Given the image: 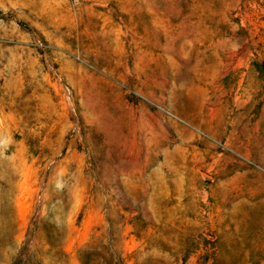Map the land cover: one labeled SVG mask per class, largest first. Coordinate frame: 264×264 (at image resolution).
I'll use <instances>...</instances> for the list:
<instances>
[{
  "label": "rangeland",
  "instance_id": "rangeland-1",
  "mask_svg": "<svg viewBox=\"0 0 264 264\" xmlns=\"http://www.w3.org/2000/svg\"><path fill=\"white\" fill-rule=\"evenodd\" d=\"M6 4L8 11L0 7V97L9 107L0 106V121L16 120L28 111L34 117L30 127L37 119L46 126L55 122L58 98L54 90L45 91L41 68L48 71L63 64L87 70L88 63L104 57L127 62L131 56L129 67L147 63L144 83L134 91L145 97L149 91L156 93V98L148 97L152 122H164L169 114L183 119L195 108L202 110L209 122L208 143L193 144L186 153L149 156L139 139L124 145L109 135L94 148L101 157L97 165L109 175L149 167L153 181L149 191L156 193L153 224L185 244V264L194 249L201 256L197 264H264V249L254 247L264 240V0H6ZM60 53L63 59L58 58ZM49 54L53 65L46 62ZM172 82L184 87L171 102L158 99L161 91L168 96ZM229 136L243 143H229ZM44 137L48 141L37 148ZM12 140L15 143L5 151L0 136V195L8 192L14 198L21 218L37 199L35 165L29 157H40L35 162L39 165L58 149L69 170L75 165L85 172L89 166L87 154L80 149L71 154L67 136L61 140L56 128L41 129L35 142L21 144L19 131ZM211 148H217V154L231 148L226 171L233 174L223 187L216 186L219 182L214 185L205 168L200 169L203 182L188 171L193 156L210 154ZM204 162L211 164L209 155ZM216 166L221 167V161ZM7 172L12 175L6 177ZM103 196L101 188V201ZM121 210L128 211L114 208ZM189 220L200 222L182 224ZM205 228L207 235L201 230ZM167 250L165 246L163 252ZM80 256L85 264H123L118 252L99 244H89ZM17 264L40 262L25 247Z\"/></svg>",
  "mask_w": 264,
  "mask_h": 264
},
{
  "label": "clouds",
  "instance_id": "clouds-1",
  "mask_svg": "<svg viewBox=\"0 0 264 264\" xmlns=\"http://www.w3.org/2000/svg\"><path fill=\"white\" fill-rule=\"evenodd\" d=\"M0 7L8 11L6 0H0ZM44 51L48 52V49ZM173 55L186 61L179 52ZM58 58L63 59L62 53L58 54ZM46 62L53 65L51 54ZM129 63L131 56L127 62H113L111 58L104 57L88 63L87 70L63 64L59 69L51 66L44 71L41 68V79L47 85L45 91L54 90L58 98L55 122L46 126L37 119L36 124L30 127L34 117L28 111L16 120L0 121V136L5 139V151L9 144L15 143L12 136L17 131L23 136L20 141L23 144L35 142L34 138L40 137L41 129L47 127V131L51 132L56 128L61 140L67 136L69 152L74 154L80 149L87 154L89 165L85 172L79 171L75 165L69 170L58 149L51 154V159L44 157L39 165L35 162L40 157H29L35 165L32 182L37 199L32 211L21 218L14 198L8 192L0 195V264H17L25 247L36 254L40 264H85L80 252L89 244H99L118 252L123 264H185V244L179 239L173 241L172 236L164 235L153 224L156 193L149 191L153 183L149 167L145 170H118L109 175L97 165L101 157L94 152V148L102 144L107 136L114 135L124 145L139 139L147 145L149 156L159 152L186 153L193 144L208 143L209 122L202 110L195 108L183 119L169 114L164 122L153 123L148 97L156 98V93L149 91L145 97L134 91L137 85L144 83L141 77L147 63L141 66L137 62L132 67L128 66ZM40 86L45 87V84ZM183 87L172 82L168 96L161 91L158 99L171 102L176 91ZM0 106L9 107L4 97H0ZM47 141L48 137H44L36 147H42ZM236 142L243 143L239 137L229 136V143ZM230 150L217 154L218 149L211 148L210 154L193 156L191 169H188L191 177L203 182L204 175L200 169L205 168L214 185L219 182L216 186L223 187L233 174L226 171L232 158ZM205 155L210 156L211 164L204 162ZM218 160L221 161L219 168L216 166ZM234 173L247 176L246 172ZM5 175L12 174L7 172ZM101 188L104 190L103 201L99 198ZM215 190L216 187L213 188ZM46 193H51L50 199L45 198ZM196 195L199 196V193ZM116 206L128 211L116 212ZM199 222L189 220L182 221V224ZM201 230L207 235L208 229ZM181 232L187 233V228L182 227ZM165 246L167 252H163ZM256 246L264 249V240ZM198 260H201L200 252L194 249L187 264H197Z\"/></svg>",
  "mask_w": 264,
  "mask_h": 264
}]
</instances>
